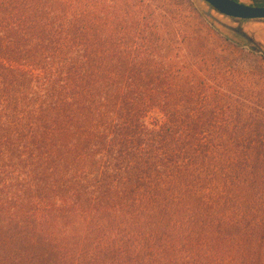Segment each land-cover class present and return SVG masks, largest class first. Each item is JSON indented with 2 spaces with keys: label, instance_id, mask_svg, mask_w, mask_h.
Returning a JSON list of instances; mask_svg holds the SVG:
<instances>
[{
  "label": "trees",
  "instance_id": "trees-1",
  "mask_svg": "<svg viewBox=\"0 0 264 264\" xmlns=\"http://www.w3.org/2000/svg\"><path fill=\"white\" fill-rule=\"evenodd\" d=\"M178 5L0 0V264H264V68Z\"/></svg>",
  "mask_w": 264,
  "mask_h": 264
},
{
  "label": "rangeland",
  "instance_id": "rangeland-1",
  "mask_svg": "<svg viewBox=\"0 0 264 264\" xmlns=\"http://www.w3.org/2000/svg\"><path fill=\"white\" fill-rule=\"evenodd\" d=\"M187 32L197 34L205 43L206 60L196 55V42H185L179 32V61L188 63H261L264 68V19H231L212 10L206 1L176 0ZM252 6H264V0H238ZM201 13V17L199 16ZM181 18L179 25L181 26ZM199 21L205 28L200 30ZM212 24L214 25L212 27ZM209 29V30H208ZM166 33V32H165ZM173 37V35H172ZM253 47L256 49L253 50ZM258 88L264 93V78L258 81Z\"/></svg>",
  "mask_w": 264,
  "mask_h": 264
},
{
  "label": "water",
  "instance_id": "water-1",
  "mask_svg": "<svg viewBox=\"0 0 264 264\" xmlns=\"http://www.w3.org/2000/svg\"><path fill=\"white\" fill-rule=\"evenodd\" d=\"M228 17L251 20L264 19V6H252L237 0H204Z\"/></svg>",
  "mask_w": 264,
  "mask_h": 264
}]
</instances>
